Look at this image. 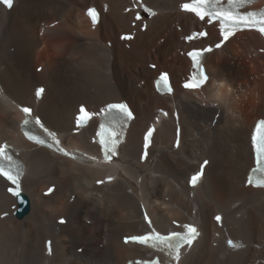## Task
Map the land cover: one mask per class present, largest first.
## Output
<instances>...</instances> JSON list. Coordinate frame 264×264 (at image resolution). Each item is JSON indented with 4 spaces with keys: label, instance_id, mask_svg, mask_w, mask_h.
<instances>
[{
    "label": "bare ground",
    "instance_id": "bare-ground-1",
    "mask_svg": "<svg viewBox=\"0 0 264 264\" xmlns=\"http://www.w3.org/2000/svg\"><path fill=\"white\" fill-rule=\"evenodd\" d=\"M103 1L108 9H101L91 29L83 10ZM143 1L157 13L151 26L129 41L119 38V29L129 31L139 22L131 11L124 12L128 0H15L9 10L0 5V83L11 100L31 105L69 145L85 142L93 130L90 124L69 134L80 105L126 99L135 112L120 163L114 162L120 166L115 179L112 166L76 162L23 144L29 149L23 154V188L31 204L22 218L10 213L0 219V264H123L139 250L124 244L122 236L147 229L145 215L162 231L178 230V221L200 222L202 234L179 264H264V190L243 186L252 163L250 126L264 116V43L253 31L236 33L204 58L206 85L184 91L178 82L188 64L179 54L178 38L199 22L178 10L185 0ZM216 39L211 27L210 36L197 45ZM161 70L171 73L175 87L178 150L172 149V100L158 98L152 89L151 79ZM41 85L37 100L35 88ZM159 110L167 115L160 117L150 159L137 163L142 131L162 114ZM20 121L14 105L0 95V141L13 137ZM203 158L209 164L191 200L186 177ZM51 184L54 191L44 196ZM4 188L0 178V213L16 206ZM217 211L224 221L212 245L211 219ZM59 217L64 224H57ZM45 237L53 241L49 257L43 256ZM227 238L238 246L229 248Z\"/></svg>",
    "mask_w": 264,
    "mask_h": 264
},
{
    "label": "snow or ice",
    "instance_id": "snow-or-ice-1",
    "mask_svg": "<svg viewBox=\"0 0 264 264\" xmlns=\"http://www.w3.org/2000/svg\"><path fill=\"white\" fill-rule=\"evenodd\" d=\"M250 2V0H228V8H223L221 5V0H195L194 5L184 4L182 7L186 10H190L195 12L197 16L203 20L206 16L209 18V23L214 20H218L220 22V31L223 37L221 43L216 44V48H219L224 41H227L230 36L234 35L233 29H241V28H255L261 34H264V12L256 13V12H239L234 10L235 8L241 7L244 4ZM0 3H3L6 7H13V0H0ZM207 9V10H206ZM88 15L91 17L93 24H96L99 21V15L95 9H89ZM139 15H137V19H139ZM200 36H205L207 33H199ZM126 39H131V37H125ZM191 39V37L189 38ZM205 51H211V48L203 49V50H193L188 53V55L192 58L194 66L197 69V72L200 74L199 79H193L190 82L185 83V88H196L199 87L204 81L207 80V76L203 75L199 57ZM158 89L166 88L168 91H171L167 83V75L162 74L160 79L156 82ZM44 90H37V96H39ZM23 112L25 114H30L32 109L29 107H24ZM80 112L82 115L77 117V124L83 123L86 119H91V114L85 111L83 107H81ZM107 115H110L112 118V123L124 122L133 117L132 111L129 109L126 103H113L107 105ZM32 121L30 119L24 120V125L27 126ZM35 124L39 126L44 135L48 138L47 140L41 138L37 135H33L30 132L26 131L25 135L29 140H34L36 143L41 145H46L49 148H55L57 151L63 152L65 155H71L65 149L60 147V140L57 138V134L55 131H51L48 127L41 122L39 118L35 119ZM101 128L104 129V125H101ZM154 128H149L144 136L145 141V149L147 150L150 138L153 136ZM257 134H254L252 137L253 146L256 151V160H257V168L253 169V171H260L264 173V120H260L257 123L256 127ZM99 136H101L100 144L102 147V151L104 152V157L107 162L112 160L113 155L116 154V148L119 143L118 140L112 139L111 136H115V133H112L108 139H105V133L99 132ZM177 146H179V139L177 140ZM147 155V151H145V156ZM92 159H95L93 157ZM7 162V163H5ZM208 161H205L206 165ZM22 165H19L18 162L13 160L11 154H9L7 145L0 146V176L5 178L7 181L11 182L15 188H9L8 191L12 192L14 196H20V176L22 175ZM13 168H16L17 171L13 174ZM204 172V165L201 166L199 172L194 174L191 177V184L195 186L198 181H200ZM111 180V177L108 178ZM99 183H103V181H98ZM250 184L253 182L251 177L248 181ZM256 186H264V179L258 180ZM53 189L50 188L49 192H52ZM7 215V213H5ZM145 220L148 225L151 227L152 221L145 215ZM217 221L221 220V217H216ZM64 221L61 220V223ZM185 231H174L169 233L168 235H161L160 232H157L155 228L144 235L141 236H132L126 237L125 242H138L140 244H150L153 248H161L167 249L170 255H173L174 258L179 261L180 259V249L184 245H188L189 247L192 245L193 240L197 237L198 231L193 225H183ZM230 246H238L233 245L232 241L228 242ZM48 251L51 253V242H48Z\"/></svg>",
    "mask_w": 264,
    "mask_h": 264
},
{
    "label": "water",
    "instance_id": "water-1",
    "mask_svg": "<svg viewBox=\"0 0 264 264\" xmlns=\"http://www.w3.org/2000/svg\"><path fill=\"white\" fill-rule=\"evenodd\" d=\"M27 211V201L25 197L19 198V216L23 215Z\"/></svg>",
    "mask_w": 264,
    "mask_h": 264
},
{
    "label": "rangeland",
    "instance_id": "rangeland-1",
    "mask_svg": "<svg viewBox=\"0 0 264 264\" xmlns=\"http://www.w3.org/2000/svg\"><path fill=\"white\" fill-rule=\"evenodd\" d=\"M110 32H111V30H110ZM162 39L163 38H161L160 40H158V42H161L162 41ZM158 45V44H157ZM43 47H45V46H43V44H41V48H43ZM10 52H12V48H11V50H9ZM173 53V52H172ZM48 55H49V53H47ZM173 55L174 54H172V57H173ZM49 56H51V55H49ZM248 57V56H247ZM58 63H60V62H58ZM36 64V63H35ZM35 64H34V66H35ZM65 66V65H64ZM39 67H40V65H39ZM71 67H68L67 68V70H68V72H71L69 69H70ZM34 70L36 71V72H38L39 70H38V66H36L35 68H34ZM258 73H260L259 71H257ZM87 226H89L90 224H88V222H87V224H86ZM76 253H80V252H78V251H76Z\"/></svg>",
    "mask_w": 264,
    "mask_h": 264
}]
</instances>
